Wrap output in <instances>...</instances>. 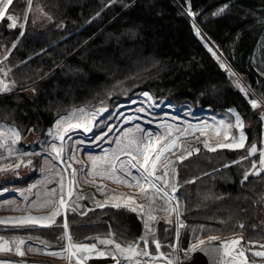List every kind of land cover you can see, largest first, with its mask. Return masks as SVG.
Wrapping results in <instances>:
<instances>
[{
    "label": "trees",
    "instance_id": "1",
    "mask_svg": "<svg viewBox=\"0 0 264 264\" xmlns=\"http://www.w3.org/2000/svg\"><path fill=\"white\" fill-rule=\"evenodd\" d=\"M225 4L228 9L214 15ZM28 5V0H13L9 8L27 19L23 27L0 22V58L10 52L1 60L0 75L13 89L0 96V124L15 127L22 137L38 135L33 150L47 143L52 127L72 109L109 107L111 112L144 93L155 103L201 108L231 121L228 110L234 109L244 123L254 122L246 128V145L256 142L262 148L264 108L254 115L249 100L264 104V0H32L45 22L29 16ZM205 43L218 49L222 61L243 79L247 96ZM97 120L94 135L109 124L107 117ZM198 148L199 153L176 162L183 218L194 226L181 230L180 247L187 249L211 232L224 236L241 231L264 243V173L249 175L242 184L248 169L243 162L233 163L240 149ZM194 177V183L181 185ZM81 202L88 205L85 199ZM67 220L76 240L113 233L127 244L144 233L139 216L123 207L95 208L85 217L73 214ZM166 229L160 225L157 237L165 239ZM20 232L54 245L63 228Z\"/></svg>",
    "mask_w": 264,
    "mask_h": 264
},
{
    "label": "snow or ice",
    "instance_id": "2",
    "mask_svg": "<svg viewBox=\"0 0 264 264\" xmlns=\"http://www.w3.org/2000/svg\"><path fill=\"white\" fill-rule=\"evenodd\" d=\"M32 0H28L29 9L31 8ZM13 5V0H0V21L7 20L10 22L9 26L12 28L17 27L18 17L9 12L10 6ZM228 9V5H223L214 15H221ZM189 16L194 17V13L190 10L188 11ZM50 19V18H49ZM23 27V24L19 25ZM193 27L197 37L203 40L200 29L193 22ZM205 47L216 58L220 67L223 68L230 77L236 76L231 68L222 61V53L218 55V49H215L205 43ZM7 59V56H5ZM3 63V61H0ZM5 76L7 72L4 73ZM235 85L241 92L246 96L249 89L244 88L239 79L234 81ZM12 87L4 81L0 80V96L10 93ZM148 100H152V97L148 93H144ZM103 104V101L101 102ZM252 108L255 109L260 106L259 102L255 99L249 100ZM107 111L106 108H97L94 112H89L86 108L72 109L68 116L61 117L55 125V131H50L48 135L52 136L55 140L61 141V145L52 143L50 145L51 153H54L52 159L55 161H60L64 164L63 172H67L71 169L70 179H68L67 192L65 194V177L62 172H58L57 175L60 176V180L57 182L59 184V192L57 189H52L46 193L47 198L40 200L38 198L37 202L33 203L34 210H42L46 208H51L53 205L54 209L49 215L34 217L31 215H26L21 218L13 219L6 218L0 220V224H10L13 227H28V226H39L42 228H49L56 224L57 217L63 216V222L60 225L63 228V234L61 237L62 241H66V246L62 243L61 250L59 252L52 251L47 252L46 250L51 247L47 241L39 240L38 237L35 239L39 241L40 244L44 245L43 249H33L31 246L28 247L27 251L32 252H45L47 255L55 256L61 259H65L68 264H72L73 259H75V264H85V261L90 259L93 254L105 257L110 256L115 264H121V261H126L127 264H151V262L157 260H166V264H181V258L177 255L178 252H183L184 258L191 260L192 253L199 252L202 253L210 262V264H258L255 259L250 260L248 256L245 255L246 251L251 252L253 257H259L264 259V251H253L255 244L252 247L246 248L245 244L242 243L243 237H237L231 240L222 241L220 244H213L212 241H216L219 237L212 236L206 246V241L204 239H199L198 242H194L187 249H180L176 244L166 245L171 248V254L165 255L162 251L161 242L156 239L155 229L152 223L158 220V217L154 215L156 211H162L165 213V222L173 223L170 218V214H175V224H176V240L179 241L180 229L185 227L184 223L180 220V205L179 200L175 196L178 191L176 187V179L178 176L176 170V161L181 163L188 159L194 152L199 153V148H191L185 146L180 141V137H187L189 135H194L196 131H200L201 135H205L207 129H211L214 136L217 138L216 143L211 142V137L201 141L203 147L209 152H216L218 149H229L237 150L243 149L247 140L244 134V121L240 114H238L234 109H229L228 112L231 116L235 117L234 122L229 120L225 121L223 119L216 122L214 125L203 124L199 126L189 125L186 129L176 128L174 125H165L166 132L163 135L153 134L148 130L141 128L139 124L135 125L134 129L126 130L122 137L117 138L114 143L116 148L112 150H105V154L102 157L89 156L88 160L91 163V171L85 173L87 176H91V180H84L85 184L92 183L95 185V178L109 180L113 184L118 186H123L130 189L138 190L137 194L129 195L127 193L116 192L115 190L108 189L105 185H96L97 191L106 198L101 202L94 200L96 207L105 208L111 204L113 208H125L130 212L136 213L140 219L144 222L145 231L143 235L134 242H129L126 245L116 242V240L109 234L105 238L101 237H86V239L92 240L91 244H81L76 243L73 240L72 235L69 232L67 212L69 209L75 212L80 205L75 204L74 207L71 206L75 203V200H82L87 197L76 194L74 191V186L79 187L80 182L77 180V170L72 167V163H68L63 160V153L65 151L63 147V141L65 134L71 128L84 127L86 131L90 130L88 126V121L82 124L77 121L73 123V118L77 117L79 113L81 117H95L97 113ZM136 111L143 112V108H139ZM132 119H139V117H130L126 120V123H130ZM261 119H264V113L261 114ZM65 125H67L65 127ZM112 127H109L108 132L112 131ZM159 127V125H157ZM232 129L238 130V136L231 133ZM34 129H29L33 131ZM173 131L179 133L180 135L173 136ZM143 133V135H137ZM107 135V133H105ZM21 133L18 129L11 126H5L0 124V149H5L9 156L14 155L16 145L21 140ZM103 138V137H102ZM199 141V137H195ZM224 141H228L225 143ZM108 143H113V141H107ZM174 149H179V154L174 151ZM259 152V169L256 171H245L243 176L244 181L248 180L249 175L260 176L261 172H264V149L257 148L256 144L253 143L248 148V155L241 157L240 159L234 161L233 163H240L244 159H248ZM22 155H36V153H23ZM127 157L125 160H121L120 157ZM171 157H175L173 160ZM19 160L16 164H7L0 171H7L14 168H19L23 164L25 167L32 163L31 160L24 163V161L17 157ZM69 160L77 163H83L79 161L75 155H70ZM227 166V165H226ZM253 169H257V162H253ZM132 169H135L139 175H133ZM83 171V169L81 170ZM130 178V179H129ZM195 181H186V183H194ZM31 192V189L28 190ZM139 196V199H137ZM147 200L148 203L144 204L142 201ZM163 201L162 204L157 205V201ZM173 201H177L173 204ZM18 210V209H13ZM92 211V209H89ZM82 215H87V212L81 213ZM243 228V225H240ZM167 231V229L165 230ZM151 237V243L155 246L154 253L148 250L149 238ZM34 237L28 236L27 240H33ZM26 240L20 237H13L11 240L5 239L0 236V253H14L19 256H24L25 251L22 250L21 246L26 244ZM141 243L144 245L143 248L140 247ZM249 243V242H245ZM99 245H104L105 250L97 251ZM111 246V247H109ZM260 248L264 249V244L259 245ZM147 257L148 261H143L139 258ZM0 264H15V262L5 261L0 259Z\"/></svg>",
    "mask_w": 264,
    "mask_h": 264
},
{
    "label": "rangeland",
    "instance_id": "3",
    "mask_svg": "<svg viewBox=\"0 0 264 264\" xmlns=\"http://www.w3.org/2000/svg\"><path fill=\"white\" fill-rule=\"evenodd\" d=\"M28 12L29 16L32 14V17L34 20L39 22H45L46 17L44 16L43 12L41 11V8L39 6H33L31 5V8L29 9L28 5ZM27 19L25 18H19L18 23L25 25ZM1 22V21H0ZM18 26V25H17ZM12 28V27H11ZM10 53V52H9ZM8 53V54H9ZM6 54L5 56H8ZM5 56L3 58H0V61L5 59ZM230 77V76H229ZM231 80L234 82L236 79L240 80L241 85L243 86V79L241 80L237 75L230 77ZM0 80L4 81L5 83L9 84L11 87V84L8 80H6L4 77L0 75ZM244 87V86H243ZM239 89V88H238ZM109 108V107H107ZM139 108H143V112L136 111ZM190 108V107H189ZM176 108L170 103H165L164 101H158L157 103L154 102V100H148L146 96H143L138 101H131L130 103H121L116 108L113 109V111L108 112L104 116H100L99 113L95 117H89L86 119L88 121V126L90 130L86 131L84 127L80 128H71L68 130V132L65 134L64 141H63V147L65 149L63 153V160L67 161L68 163H72V167L77 170V180L80 182L79 187L74 186V191L76 194L85 196V202L88 204L87 206L84 205L82 200H75V197H73V200L75 201L74 204H71L72 207L75 206V204H79L80 207L75 211H69L67 212V218L68 215L76 214L78 216L85 217L90 212L89 209H95L98 207L96 206L95 202L91 197H94L95 200L103 201L106 197L102 196L96 188V185H105L108 189L115 190L116 192H122L127 193L129 195H135L137 194L138 190L126 188L123 186H118L113 184L109 180H102L99 177L95 178V185L92 183L85 184L84 180H91V176L85 175V173L91 171V163L88 160L89 156H96V157H102L105 154V150H112L116 148V144L114 141L123 136V133L126 130L134 129L135 125L139 124L141 128H144L148 130L149 132L153 134H159L163 135L166 132L165 125H174L176 128L179 129H186L189 127V125L192 126H199L203 124H209L214 125L219 120L223 119L226 122L229 121V119L218 116L213 114L211 111H206L204 109H192V108ZM262 108H264V104H260L259 107L255 108L253 110L254 115H258L261 113ZM110 109V108H109ZM101 117H107L108 122L112 121L108 124L106 131L97 133L94 135L98 128L97 119ZM130 117H139V119H132L130 123H126L125 121L128 120ZM234 119L232 120L234 122ZM77 121L81 122L82 124L85 122V118L75 117L73 118V123H76ZM4 125V124H3ZM56 125V123H55ZM55 125L52 127V131H55ZM159 125V127H157ZM254 125V122L249 120L247 123H244V134L247 137L246 134V128H250ZM7 126V125H5ZM67 125H65L66 127ZM112 131L108 132L109 127H112ZM12 127V126H11ZM107 133V135H105ZM231 133L233 135L238 136V130L232 129ZM137 135H143V133H139ZM180 135L179 133L173 131V136ZM22 137V136H21ZM103 137V138H102ZM195 137H199V141L195 139ZM211 137V142L214 144L216 143V137L212 133L211 129H207L205 135H201L200 131H196L194 135H189L187 137L181 136L180 141L178 143H182L185 146L191 147V148H198L199 145H203L201 141H204L205 139H209ZM38 140V135L30 133L27 137H22L21 140L14 145L15 153L12 156L8 155V152L5 149H0V168H3L4 165L7 164H16L19 162L17 157H20L24 163L27 164L29 160H33V162L26 166L19 168L10 169L7 171H0V220L6 219V218H21L26 215H31L34 217H40V216H46L51 213V211L54 209V205L51 208H46L42 210H34L33 209V203L37 202L38 198L40 200L46 199V193L52 189H57V192H59V184L57 183L60 180V176L57 175L58 172H62L65 180V194L67 192V184L68 179H70L71 169H68L67 172H63L64 164L60 161H55L52 159V156L54 153H51L50 145L52 143L57 144V146L61 145V141L55 140L52 136L49 137L46 144H43L40 150H33V144L34 142ZM107 141H113V143H108ZM227 143L228 141H224ZM22 143V144H21ZM256 142H250L248 145L245 143V147L243 149H240L238 157L239 159L241 157H245L248 155V148L251 144ZM26 145L28 146L26 148ZM259 149H264V143L262 145V148L259 147ZM178 154L180 152L179 149H174ZM23 153H36V155H22ZM70 155H75L79 161H82L83 163H77L72 160H69ZM259 157V152L256 154ZM256 155L251 156L248 159H244L245 164L248 169V171L251 169V162H257V167H260L258 164V160L254 159ZM121 160L127 159V157L121 156ZM171 159L175 160V157H171ZM238 160V159H237ZM178 162V160L176 161ZM34 165H36V170H33ZM83 169V171H81ZM183 171V169L181 170ZM133 175H139L138 172L135 171V169H132ZM130 179V178H129ZM196 177L188 180V181H195ZM176 187L178 188V191L175 193V196L179 200L180 205V220L184 223L185 227L188 225L189 227L194 228L190 222L185 221L183 218V200L180 194V185L177 183V180L175 181ZM8 184L12 186H8ZM187 184L184 182L181 185ZM31 189V192L28 190ZM137 199H139V196H137ZM144 204H147L148 201L144 200L142 201ZM177 201H173V204L175 205ZM163 201L158 200L157 205L162 204ZM111 206V204H109ZM18 209V210H13ZM87 212V215H82L81 213ZM154 215L158 217V220L152 223L153 228L155 229L156 233V239H158L161 244L162 248L161 251L167 256L171 254V248L166 246L170 244H176L178 248L182 249L179 245V241L176 240V224H175V214H170V218L172 219L173 223L169 224L165 222V213L162 211H156L154 212ZM64 217L60 216L57 217L56 224L54 226H60L63 222ZM140 219V217H139ZM141 220V219H140ZM59 222V223H58ZM143 226L144 222L141 220ZM165 225L168 227L167 231L164 230V233L166 234L165 239H160L157 237V234L159 233V226ZM49 228H42L39 226H28V227H13L10 224H0V236H3L5 239L11 240L13 237H20L24 238L27 242L25 245L21 246L22 250L25 251L26 257L29 258H36L35 261H29L26 262L27 264H68V262L65 259H61L55 256L47 255L45 252H36L27 251L28 247L31 246L33 249H43L44 245L40 244L38 240L35 238L37 236H34L30 232H20L21 230H33V229H41V230H48ZM61 227V226H60ZM172 229V233H171ZM180 229V234H181ZM145 231V228H144ZM70 232V228H69ZM212 233V232H211ZM208 234L204 237H199V239H204L206 243H208L209 238L212 236H216L219 238L228 237L234 234H242L246 240L250 243L257 244V251H261L259 245L264 244L260 241H254L247 238V236L239 231L236 233H232L229 235H217V234ZM63 234V232H62ZM58 236V243L54 244V242L49 241L48 239H42L39 238V240H44L51 245L46 251L52 252L56 251L59 252L61 250V244L63 243L66 246V241H62L61 237ZM71 234V233H70ZM112 237L116 240V242L121 243L122 246L126 245L122 243L113 233H111ZM28 236L34 237L33 240H27ZM108 236V235H107ZM107 236H100V235H88L86 237H101L105 238ZM173 236V239L171 237ZM86 237H83L80 240H76L73 238L74 242L81 243V244H91L93 241L86 239ZM180 239V237H179ZM197 239L194 242H198ZM137 241V240H136ZM134 242V241H133ZM193 242V243H194ZM52 243V244H50ZM192 243V244H193ZM191 244V245H192ZM190 245V246H191ZM111 247V246H109ZM141 248L144 247V245L141 243ZM97 251L99 248L103 249L105 248L104 245H99L97 247ZM105 250V249H104ZM148 250L150 252L154 253L155 246L151 243V237L149 238V245ZM178 255L181 258V261L185 263L187 259L184 258L183 252H178ZM1 258L6 257L5 261L15 262V264H25L21 262L20 260H16L13 257H16L18 255L14 253H0ZM191 256L194 258L196 256V252L192 253ZM13 258V259H12ZM143 261H148L147 257L139 258ZM262 259V258H261ZM46 260V261H45ZM203 261H206L203 257V254L200 255V259L196 264H202ZM48 262V263H47ZM72 264H75V259H73ZM85 264H115V261L112 260L110 256L100 257L95 254L92 255V257L85 261ZM121 264H127L126 261H121ZM151 264H166V260H157L154 262H151ZM262 264H264V259H262Z\"/></svg>",
    "mask_w": 264,
    "mask_h": 264
},
{
    "label": "bare ground",
    "instance_id": "4",
    "mask_svg": "<svg viewBox=\"0 0 264 264\" xmlns=\"http://www.w3.org/2000/svg\"><path fill=\"white\" fill-rule=\"evenodd\" d=\"M237 237H243V241H242V243H244L245 244V247L246 248H249V247H252V244L253 243H245V242H248L247 240H246V238L242 235V234H234V235H231V236H228V237H224V238H219L218 240H216V241H212V243L213 244H220L222 241H225V240H231V239H234V238H237ZM84 244H86V243H84ZM90 244V243H89ZM206 246H207V243H206ZM98 249V248H97ZM105 248H99V250H104ZM257 249H258V247H257V244H255V247L252 249L253 251H257ZM260 250L261 251H264V249H262V248H260ZM202 253H199V252H196V256L193 258L192 257V259L191 260H186L185 261V263H183L182 261H181V264H196L198 261H199V259H200V255H201ZM177 255H178V253H177ZM245 255L246 256H248L249 257V259L250 260H252V259H255L256 261H258V264H262V259L261 258H259V257H253L252 255H251V252H249V251H246L245 252ZM203 257L205 258V260L206 261H203L204 263H202V264H210V262L208 261V259L203 255ZM4 258H6V257H3V258H1V256H0V259H3V260H6V259H4ZM13 258H15L16 260H20L21 262H23V263H25V264H27L26 262H29V261H35L34 259H36V258H29V257H26V256H16V257H13ZM12 258V259H13ZM46 261V260H45ZM10 262V261H9ZM48 263V262H47ZM31 264V263H30Z\"/></svg>",
    "mask_w": 264,
    "mask_h": 264
},
{
    "label": "water",
    "instance_id": "5",
    "mask_svg": "<svg viewBox=\"0 0 264 264\" xmlns=\"http://www.w3.org/2000/svg\"><path fill=\"white\" fill-rule=\"evenodd\" d=\"M101 108V107H100ZM103 108H106L107 109V111H104V112H101V113H99L100 114V116H104L105 114H107L108 112H109V108H107V107H103ZM256 144V146H257V148H258V145H257V143H255ZM258 150H259V148H258ZM32 162H33V160H32ZM26 164V163H25ZM22 166L23 167H25L23 164H22ZM259 169V167H257V169H253L252 167H251V169L249 170V171H256V170H258ZM264 172H261V174H260V176L263 174ZM253 177H260V176H256V175H252Z\"/></svg>",
    "mask_w": 264,
    "mask_h": 264
},
{
    "label": "flooded vegetation",
    "instance_id": "6",
    "mask_svg": "<svg viewBox=\"0 0 264 264\" xmlns=\"http://www.w3.org/2000/svg\"><path fill=\"white\" fill-rule=\"evenodd\" d=\"M111 121H112V120H111ZM111 121H110V122H111ZM110 122H109V123H110ZM249 161H250V163H251V165H252V164H253V162H251V160H249ZM241 162L245 163V161H244V160H242ZM245 166H246V164H245ZM246 167H247V166H246ZM251 167H252V166H251ZM33 170H36V165H34V167H33Z\"/></svg>",
    "mask_w": 264,
    "mask_h": 264
},
{
    "label": "crops",
    "instance_id": "7",
    "mask_svg": "<svg viewBox=\"0 0 264 264\" xmlns=\"http://www.w3.org/2000/svg\"><path fill=\"white\" fill-rule=\"evenodd\" d=\"M188 108V107H187Z\"/></svg>",
    "mask_w": 264,
    "mask_h": 264
}]
</instances>
